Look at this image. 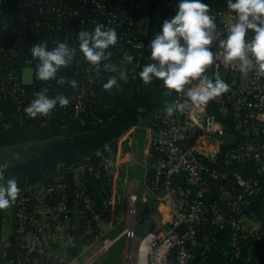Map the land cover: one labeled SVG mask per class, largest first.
<instances>
[{
	"label": "built area",
	"instance_id": "1",
	"mask_svg": "<svg viewBox=\"0 0 264 264\" xmlns=\"http://www.w3.org/2000/svg\"><path fill=\"white\" fill-rule=\"evenodd\" d=\"M205 2L217 28L209 45L214 62L204 75H219L229 88L191 111L169 117L163 109L158 115L148 153L153 166L149 183L161 200H170L171 218L153 217L156 226L140 236L136 227L144 217L138 216V195L132 192L129 223L110 236L123 219L114 189L117 162L108 156L80 161L42 180L18 183L14 233L9 245L0 240V264H80L79 255L95 245L102 255L123 237L131 264H264V76L224 61L219 40L227 35L234 14L226 0ZM145 14L142 0H0V126H57L70 118L89 122L97 117L110 91L103 84L116 73L90 66L78 50L56 79L42 81L35 77L37 59L30 49L36 43L51 48L61 41L78 49V32L102 24L118 34L109 61L120 65L127 47L138 53L144 37L151 38L142 25ZM61 76L77 85L57 83ZM43 88L50 96H67L69 103L32 117L25 108ZM182 99L178 93L172 102ZM100 177L105 179L100 190L107 207L97 212L89 187ZM95 259L88 254L82 264Z\"/></svg>",
	"mask_w": 264,
	"mask_h": 264
},
{
	"label": "clouds",
	"instance_id": "2",
	"mask_svg": "<svg viewBox=\"0 0 264 264\" xmlns=\"http://www.w3.org/2000/svg\"><path fill=\"white\" fill-rule=\"evenodd\" d=\"M234 20L227 27V35L219 40L226 63H236L240 71L255 70L264 76V0H226ZM217 24L209 12L205 0H177L175 14L164 19L161 29L149 41L151 62L145 64L138 75L145 85L160 79L169 90L182 93L184 99L166 104L164 111L171 117L176 112L191 111L195 106L206 104L210 99L226 92L229 84L219 75L209 79L204 73L213 64L215 54L209 47L214 40ZM77 47L58 42L49 48L47 43L33 44L30 51L37 59L35 77L42 81L56 79L62 67L69 65L77 54L83 55L90 66L116 73L103 84L105 89L119 86V80L127 79L126 65L134 62L133 54L125 51L120 65L109 58L111 46L117 44L118 34L113 28L96 24L94 29H81L77 35ZM193 81L195 86L186 87ZM69 83L61 76L57 83ZM69 98L63 94L50 96L43 88L35 93L25 112L32 117L48 115L54 107L67 105ZM4 166L0 165V169ZM0 209L15 203L20 192L15 177L4 179L0 170Z\"/></svg>",
	"mask_w": 264,
	"mask_h": 264
},
{
	"label": "crops",
	"instance_id": "3",
	"mask_svg": "<svg viewBox=\"0 0 264 264\" xmlns=\"http://www.w3.org/2000/svg\"><path fill=\"white\" fill-rule=\"evenodd\" d=\"M142 1L152 39L164 19L175 14L177 0ZM148 45L136 53L134 62L128 65L127 79L119 80V86L111 88V100L100 109L93 125L70 118L57 126L27 123L0 126V158L6 159L0 169L4 178L12 171L8 167L12 161L15 166H20L17 173L28 174L38 181L80 161L112 157L117 162L114 189L121 203V230L129 223L128 196L132 192L138 195V216L169 220L170 200H161L150 187L153 166L148 153L158 129V115L177 94L175 97L168 95L169 89L160 79L145 85L139 77L142 67L151 62ZM98 252L91 249L79 255L78 261L82 260L79 263L82 264L85 256L90 254L96 259L89 264H117L110 250L102 255Z\"/></svg>",
	"mask_w": 264,
	"mask_h": 264
},
{
	"label": "rangeland",
	"instance_id": "4",
	"mask_svg": "<svg viewBox=\"0 0 264 264\" xmlns=\"http://www.w3.org/2000/svg\"><path fill=\"white\" fill-rule=\"evenodd\" d=\"M167 94L175 97L177 93L175 90H168ZM225 138L228 141L231 139L228 135H226ZM5 163H6V159L0 158V165L5 164ZM8 167H10L12 171L9 172V175H7L4 178L5 180L10 177H15L18 183L22 181H31V180L36 181L37 180V179L35 180V178L31 179L32 177L29 176L28 174H25L22 172L17 173L19 172L18 169L20 168V166H15L13 161L11 162V165H9ZM14 217H15L14 204H12L10 207L3 210L2 233L0 235V240L3 242L5 246L10 244L13 233H14ZM127 222H128V219L126 220V222H124V224H126ZM156 224L157 223L151 218L149 217L144 218L137 225L138 234L140 236L145 235L148 231L153 229L156 226ZM121 227H123V225L122 226L120 225L119 228L111 231L109 235L112 237L115 236L121 231ZM137 244L138 242H135L134 250H137ZM98 246L99 245H95L93 248V251L97 250L99 248ZM127 251H128V240L126 237H123L122 239H120L110 249V253L116 259L117 264H131L130 262L131 260L127 258ZM79 261L81 262L82 260H79Z\"/></svg>",
	"mask_w": 264,
	"mask_h": 264
},
{
	"label": "trees",
	"instance_id": "5",
	"mask_svg": "<svg viewBox=\"0 0 264 264\" xmlns=\"http://www.w3.org/2000/svg\"><path fill=\"white\" fill-rule=\"evenodd\" d=\"M144 19H142V25L143 26H147L148 27V25L147 24H149V23H147V19L146 20H144ZM149 31V30H148ZM140 37H142V36H140ZM144 37V36H143ZM150 37L149 36H145L144 37V42H145V45H147V44H149V41H150ZM125 51H127V52H129V53H131V54H133V56H135L136 55V53L134 54V52L132 51V50H130V48L129 47H127L126 48V50ZM186 87H189V85H187ZM31 88V87H30ZM30 88H29V91H30ZM113 88V87H112ZM111 90V89H110ZM110 92V91H109ZM177 94H178V92H176ZM174 97V96H173ZM172 97V98H173ZM105 98V99H104ZM103 100H104V102L107 104V103H109V101L111 100V94L109 95V93L108 94H104V96H103ZM170 100H171V98H170ZM167 104V103H166ZM166 104L164 105V106H166ZM163 106V109L165 108ZM162 109V110H163ZM99 111H101L100 109L98 110V112ZM96 121H97V117H94L93 119H91L90 121H89V123L90 124H94V123H96ZM64 123H66V121L65 122H63L62 121V123H60L59 125H63ZM61 169H64V167H62ZM104 178L103 177H100V178H93V184L92 185H90V187H89V191L91 192V194H92V196L95 198V207H96V210H97V212H102V211H105V209H106V207H107V205H106V199H107V196L106 195H104L103 193H102V191L100 190L101 189V186H102V183L104 182ZM34 181V180H33ZM74 254H76V252H74Z\"/></svg>",
	"mask_w": 264,
	"mask_h": 264
},
{
	"label": "water",
	"instance_id": "6",
	"mask_svg": "<svg viewBox=\"0 0 264 264\" xmlns=\"http://www.w3.org/2000/svg\"><path fill=\"white\" fill-rule=\"evenodd\" d=\"M26 74L28 76H31L32 75V71L31 70H27L26 71ZM225 75H226V73H223V76H225ZM27 82H30V80H27ZM74 218H75V223L78 226L77 229H78L79 233L81 234V230H80V227H79V223H80V212H79L78 206H76L75 209H74Z\"/></svg>",
	"mask_w": 264,
	"mask_h": 264
},
{
	"label": "bare ground",
	"instance_id": "7",
	"mask_svg": "<svg viewBox=\"0 0 264 264\" xmlns=\"http://www.w3.org/2000/svg\"><path fill=\"white\" fill-rule=\"evenodd\" d=\"M113 92V91H112ZM105 99V98H104Z\"/></svg>",
	"mask_w": 264,
	"mask_h": 264
}]
</instances>
